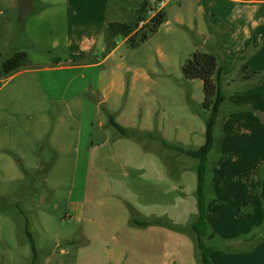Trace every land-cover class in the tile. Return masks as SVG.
<instances>
[{
    "label": "rangeland",
    "instance_id": "obj_1",
    "mask_svg": "<svg viewBox=\"0 0 264 264\" xmlns=\"http://www.w3.org/2000/svg\"><path fill=\"white\" fill-rule=\"evenodd\" d=\"M139 1L107 0L108 12L130 22ZM10 2L0 0V126L11 125L1 129L11 132L0 142V264H33L26 226L34 264L51 251L56 264H111L95 262L106 255L118 259L116 264H204L191 229L198 216V159L173 147L201 146L207 115L201 80L182 76V62L190 54L174 53L180 26L166 21L137 46L123 41L117 53L123 60V93L113 104L116 110L103 105L100 112L106 120L123 122L128 134L108 122L90 133L73 124L62 134L63 148L49 137L40 140L31 158L28 139L41 117L32 116L19 92L20 77L5 80L1 72V61L25 43V21H17ZM214 146L207 156V205L217 201L210 188L217 141ZM248 203L239 210L246 211ZM149 221L157 222L138 225ZM208 230L214 235L205 236L206 244L217 254L234 252L221 245L211 222ZM122 240L123 253L117 255Z\"/></svg>",
    "mask_w": 264,
    "mask_h": 264
},
{
    "label": "crops",
    "instance_id": "obj_2",
    "mask_svg": "<svg viewBox=\"0 0 264 264\" xmlns=\"http://www.w3.org/2000/svg\"><path fill=\"white\" fill-rule=\"evenodd\" d=\"M10 6L18 10L17 1L11 0ZM164 13L165 22L180 26L175 54L183 49L186 58L196 50L212 51L222 61L225 101L216 127L218 150L210 166V188L217 201L208 203L206 217L218 230L221 245L234 252L220 255L213 250L210 260L264 264V0H172ZM23 21L25 43L19 50L26 52L30 64L5 80L20 77L19 92L34 110L32 116L41 117L28 139L33 158L49 137L63 148L62 134L73 124L88 133L107 124L100 109L104 105L116 110L113 104L122 96L123 60L117 53L126 38L104 34L109 22H123L110 16L107 0H32V11ZM238 64L259 72L258 78L241 79ZM10 126H0V142L11 132L1 129ZM247 203L252 214L240 216L239 208ZM208 231L207 240L214 235ZM120 243L117 255L123 253V240ZM56 258L51 251L40 264H56ZM102 261L118 263L108 255L95 258L96 263Z\"/></svg>",
    "mask_w": 264,
    "mask_h": 264
},
{
    "label": "trees",
    "instance_id": "obj_3",
    "mask_svg": "<svg viewBox=\"0 0 264 264\" xmlns=\"http://www.w3.org/2000/svg\"><path fill=\"white\" fill-rule=\"evenodd\" d=\"M138 9L136 17L131 22H109L105 27L104 34L113 39L119 37L126 38L131 46H137L140 42L147 39L149 33L157 31L161 24L165 22L166 16L164 11H162L147 20L144 24H142V26H139V22L145 18L143 13V2L139 5ZM29 64L30 61L28 60L26 52L18 50L1 61V72L3 75L9 76L20 69L27 67ZM181 72L185 79H200L202 82L203 101L201 105L204 111L207 112L205 118V140L204 143L195 150L184 151L178 146L173 147L198 159V164L196 166V198L198 216L191 229L195 234L197 246L201 251L202 262L204 264H213L210 260V253L213 249L207 245L205 241L209 223L206 217L207 204L204 202V189L207 184V176H205L208 169L207 156L215 147L214 142L218 141L215 138V128L217 127L219 120L220 107L225 101V93L222 89L223 77L221 57L217 52L196 50L182 62ZM258 75L259 72L249 69L245 64H238L237 66V76L241 79H257ZM108 122L120 134H128L127 130L124 129L122 125L115 122L111 117H109ZM247 206L248 209L246 211H241V209L239 210L240 216H250L252 214V208L250 205ZM155 222L157 221L138 222V225H148ZM25 231L31 243L33 255L32 262L34 264V241L27 226L25 227Z\"/></svg>",
    "mask_w": 264,
    "mask_h": 264
},
{
    "label": "built area",
    "instance_id": "obj_4",
    "mask_svg": "<svg viewBox=\"0 0 264 264\" xmlns=\"http://www.w3.org/2000/svg\"><path fill=\"white\" fill-rule=\"evenodd\" d=\"M172 0H143V13L145 18L139 22V25L144 24L147 20L164 11L165 7Z\"/></svg>",
    "mask_w": 264,
    "mask_h": 264
},
{
    "label": "water",
    "instance_id": "obj_5",
    "mask_svg": "<svg viewBox=\"0 0 264 264\" xmlns=\"http://www.w3.org/2000/svg\"><path fill=\"white\" fill-rule=\"evenodd\" d=\"M17 21L22 22L25 17L32 11V0H17Z\"/></svg>",
    "mask_w": 264,
    "mask_h": 264
}]
</instances>
